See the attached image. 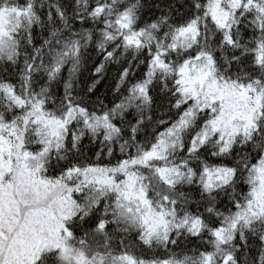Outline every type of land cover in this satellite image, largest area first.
I'll use <instances>...</instances> for the list:
<instances>
[{
    "label": "snow or ice",
    "instance_id": "6c2138e0",
    "mask_svg": "<svg viewBox=\"0 0 264 264\" xmlns=\"http://www.w3.org/2000/svg\"><path fill=\"white\" fill-rule=\"evenodd\" d=\"M0 264H264V0H0Z\"/></svg>",
    "mask_w": 264,
    "mask_h": 264
}]
</instances>
